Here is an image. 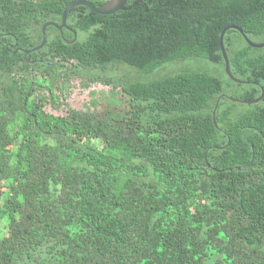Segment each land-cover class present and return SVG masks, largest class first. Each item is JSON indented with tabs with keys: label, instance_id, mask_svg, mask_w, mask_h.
<instances>
[{
	"label": "trees",
	"instance_id": "16d2710c",
	"mask_svg": "<svg viewBox=\"0 0 264 264\" xmlns=\"http://www.w3.org/2000/svg\"><path fill=\"white\" fill-rule=\"evenodd\" d=\"M129 1L73 43L48 26L30 63L5 43L39 45L65 4L0 0V264H264V47L226 32L246 83L220 47L230 25L264 41V0ZM72 59L112 94L49 113L39 84L67 90Z\"/></svg>",
	"mask_w": 264,
	"mask_h": 264
},
{
	"label": "flooded vegetation",
	"instance_id": "af4514ba",
	"mask_svg": "<svg viewBox=\"0 0 264 264\" xmlns=\"http://www.w3.org/2000/svg\"><path fill=\"white\" fill-rule=\"evenodd\" d=\"M62 1L65 4L63 9H62V11H64L66 5L69 4L70 2H73V1H81L83 3H91L93 5V7H95V8H102L110 0H62ZM129 3H130V1L127 0L125 8L123 10H119V11H133L134 8L128 7ZM135 5H136V3H133V6H135ZM88 11H94L93 8H91L88 4L76 5L75 7H73L70 10V12L67 16L66 26H63L62 29H59L55 26H52L55 29L54 35L56 36L57 40L62 39L65 42L72 41V40L76 41L78 39V37L84 35L85 32L82 30L75 29L74 24H77V25L83 24L88 18V13H89ZM51 21L57 23L58 25H61L62 24V15H61L60 20H51ZM40 29H41V33H42V36L40 39L42 40V38H43L42 26ZM47 30H48V28L46 29V34H47ZM71 34L73 35L72 37H70ZM11 37H12L13 41H9V42L5 43L6 48L15 54H20V56H23L25 58L26 51L32 49L33 47L28 48V47L20 46L18 44L17 39L14 36H11ZM48 40H49V38H48V34H47V41ZM67 43H69V42H67ZM33 53L34 52L28 53L27 59L34 63V61L32 59L34 56ZM35 56L37 58H39L42 55L38 54ZM75 64H76V61L74 59L66 61V62L64 60H62V62H60L61 68L58 71V73L60 74V76H67V77L71 78V81H72L73 77H76V74H74ZM65 65H70V67L66 68V67H64ZM71 81H70V84H71ZM61 83H62V87H64L65 84H64L63 80H61ZM39 88L40 89H46L48 91V93L50 94L51 99H52V97H54L53 99L56 100V98H57L56 92L58 90L57 88L53 87L51 90L50 88H48V86H44V85H40V84H39ZM63 92H64V89H62L60 91V93H61L60 98L61 99L63 98ZM50 103L53 104V100H51Z\"/></svg>",
	"mask_w": 264,
	"mask_h": 264
},
{
	"label": "water",
	"instance_id": "95a60500",
	"mask_svg": "<svg viewBox=\"0 0 264 264\" xmlns=\"http://www.w3.org/2000/svg\"><path fill=\"white\" fill-rule=\"evenodd\" d=\"M127 3V0H110L105 6H103L102 8H95L93 7V5L91 3H83L81 1H73V2H70L69 4L66 5L63 13H62V24L61 25H58L57 23L55 22H52V21H49V22H46L45 24L42 25V32H43V38H42V42L33 47L32 49L30 50H27L26 51V55H25V59L30 62V63H33L32 61H29L27 59V54L28 53H31V52H35V51H38L40 49H42L46 42H47V34H46V29L48 28V26H55L59 29H62L63 26H66V20H67V16L70 12V10L75 7L76 5H79V4H88L91 8H93L94 11H91V12H94V13H97V14H101V15H110V14H114L116 12H118L119 10H123L125 8V5ZM230 29H235L237 31H239L242 36L244 37V39L246 40V42L251 46V47H255V48H263L264 47V41L263 42H255V41H252L243 31V29L237 25H230V26H227L225 27L222 32H221V35H220V47H221V50H222V54H223V58L225 60V69H226V73L228 74V76L234 80L235 82L237 83H246V81H243V80H240L238 78H236L233 74H232V71H231V68H230V62H229V58H228V54H227V51H226V48H225V44H224V36L226 34V32ZM75 40H72V41H67L69 43H72L74 42ZM33 86V85H32ZM32 86L30 87V90L32 89ZM28 95H26V98H27ZM232 101L234 102H238V103H243V104H253V103H257L259 102L261 99H262V96L256 98V99H251V100H242V99H238V98H234V97H229ZM219 100H217V103H216V106H215V109L213 111V121H214V124L215 126H218L217 124V119H216V110H217V107H218V103H219ZM224 148V147H223Z\"/></svg>",
	"mask_w": 264,
	"mask_h": 264
},
{
	"label": "rangeland",
	"instance_id": "374dc122",
	"mask_svg": "<svg viewBox=\"0 0 264 264\" xmlns=\"http://www.w3.org/2000/svg\"><path fill=\"white\" fill-rule=\"evenodd\" d=\"M111 86H105L101 83H94L90 87L86 88L81 85L79 77H73L70 86L63 92V98L61 99L60 91L56 92V100L53 104L46 103L44 108L47 112L55 115H66L69 109H76L81 111L95 110L92 106L96 101L99 108H103L108 103V98L112 94ZM43 95H47L46 89L37 91Z\"/></svg>",
	"mask_w": 264,
	"mask_h": 264
}]
</instances>
